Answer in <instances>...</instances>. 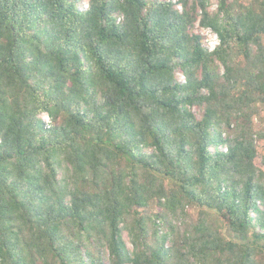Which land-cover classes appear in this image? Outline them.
Here are the masks:
<instances>
[{
	"label": "trees",
	"instance_id": "trees-1",
	"mask_svg": "<svg viewBox=\"0 0 264 264\" xmlns=\"http://www.w3.org/2000/svg\"><path fill=\"white\" fill-rule=\"evenodd\" d=\"M216 2L0 0V264H264V0Z\"/></svg>",
	"mask_w": 264,
	"mask_h": 264
},
{
	"label": "rangeland",
	"instance_id": "rangeland-1",
	"mask_svg": "<svg viewBox=\"0 0 264 264\" xmlns=\"http://www.w3.org/2000/svg\"><path fill=\"white\" fill-rule=\"evenodd\" d=\"M174 1H176V0H174ZM210 1H211L210 11H212V12L216 11V9H217L216 0H210ZM83 4H84V6H86L87 2H84ZM177 8H179V6H177ZM195 31L204 35V37L206 38V44L208 46L213 47L215 45V43L217 42V37L211 31H209L207 29H200L197 25H196ZM176 76H177L178 80L184 79V77L182 76V74L180 72H178L176 74ZM192 110H193L195 116L198 119H200L201 114H202V109L199 107H193ZM44 118L47 119L46 116H44ZM255 129L259 130V131H264V119L262 121H256L255 122ZM259 145H260V150H259L260 155L264 154V142H260ZM125 239H127L126 236H125ZM128 246L130 247L129 243H128Z\"/></svg>",
	"mask_w": 264,
	"mask_h": 264
},
{
	"label": "built area",
	"instance_id": "built-area-1",
	"mask_svg": "<svg viewBox=\"0 0 264 264\" xmlns=\"http://www.w3.org/2000/svg\"><path fill=\"white\" fill-rule=\"evenodd\" d=\"M174 1V0H173ZM175 2V1H174ZM178 9H180V7L178 8ZM120 20V19H119ZM184 80V79H183Z\"/></svg>",
	"mask_w": 264,
	"mask_h": 264
}]
</instances>
